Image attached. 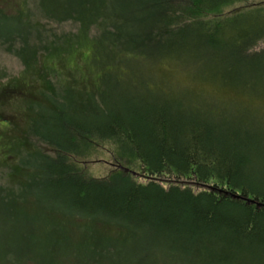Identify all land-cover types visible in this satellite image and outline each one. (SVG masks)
<instances>
[{"label":"trees","instance_id":"16d2710c","mask_svg":"<svg viewBox=\"0 0 264 264\" xmlns=\"http://www.w3.org/2000/svg\"><path fill=\"white\" fill-rule=\"evenodd\" d=\"M253 1L0 7V45L25 69L0 86V108L17 114L0 123L20 134L0 135L6 264H52L41 252L61 240L67 264H264V206L231 197L264 205V182L244 170L250 151L264 156V29L239 25L264 5ZM30 28L33 47L12 50ZM101 155L114 169L95 178L87 163Z\"/></svg>","mask_w":264,"mask_h":264},{"label":"rangeland","instance_id":"374dc122","mask_svg":"<svg viewBox=\"0 0 264 264\" xmlns=\"http://www.w3.org/2000/svg\"><path fill=\"white\" fill-rule=\"evenodd\" d=\"M33 1V0H31ZM264 0H255L250 3H255L259 4L260 2H263ZM21 0H0V7L4 10V13L7 15H17L19 12L17 10L18 6H20ZM31 6V5H30ZM261 24L260 28L264 29V5L262 6H256L252 7L248 10L247 13L243 14L242 18L239 20V25L242 27L243 24H246V26L253 25V24ZM48 25V24H47ZM11 26L10 21L3 20L0 23V34L5 36L6 34V29ZM49 29H53L52 31L50 30L49 32L52 34L53 32L58 36L62 35L63 33H67L70 31H74L75 28L71 25L65 24L63 26L57 27V26H49ZM20 33H22L21 28ZM18 33V32H17ZM17 34H15L16 36ZM24 37L27 38V41L25 42H17L13 43L14 47L12 46V50L16 49H21L23 47L25 48H32L33 47V29L30 28V30H24L23 31ZM260 49L264 48V42L259 45ZM9 45L2 44L0 45V86H4L9 80L13 78H18L24 73V64L22 63L23 61L20 59V57H17L14 53L8 52ZM14 103H7L5 106H2L0 108V112L4 113L5 116H16V111L14 110ZM2 123V122H1ZM0 123V135H2V132L4 131L6 133L5 138H9L14 135H20L16 134L17 132H9L6 131L4 128V123ZM20 131V129H19ZM25 131V129H24ZM20 133V132H19ZM22 134V133H21ZM262 141V142H261ZM259 140L260 143V152L264 153V139ZM258 142V140H257ZM258 145V144H254ZM2 147H0V150ZM258 153L254 152H249L245 156V174L251 177H258L257 180H261L264 182V178H262L260 174L261 171H259V163L264 162V156ZM8 165V164H6ZM263 166V164H261ZM7 168V167H4ZM87 168L89 169L90 174L95 177V178H102L105 177L111 170L114 169V164H112L111 158L109 156H96V158H92L90 161L87 163ZM134 169V168H133ZM122 171V170H121ZM139 171V170H136ZM124 172V171H123ZM8 175L7 169L2 170L0 169V187H3L6 185V178ZM253 175V176H252ZM260 177H259V176ZM248 177V178H251ZM142 181V180H140ZM248 203V202H247ZM48 225V223H46ZM223 233V231H222ZM221 233V234H222ZM42 236L45 238H51L52 240L56 236H61V238L67 236L65 232L62 233V231H58L56 236L54 232H51L50 234L44 233ZM79 238L77 236L73 237L74 241H80L78 240ZM8 243L5 240H1L0 238V264H6L12 261H15L13 255H8L6 254V249H7ZM58 251L55 253H46L48 252V249H45V252H41V256L44 257L45 263L50 262L52 264H67V258L66 254L69 252L68 251V246L65 244L64 240L59 241L58 243Z\"/></svg>","mask_w":264,"mask_h":264},{"label":"water","instance_id":"95a60500","mask_svg":"<svg viewBox=\"0 0 264 264\" xmlns=\"http://www.w3.org/2000/svg\"><path fill=\"white\" fill-rule=\"evenodd\" d=\"M119 169L122 170V171H124L125 173L131 174V175H133V176H137V173H136V172H134V171H132V170H130V169H128V168H125V167H123V166H119ZM204 188H206V189H208V190H210V191H215V192L222 193L221 191H218L217 189H215L214 187H211V186H204ZM231 197H232L233 199L243 200V201H245V202H248L249 204H255V205H257L259 208H261V207L264 206V205L259 204V203L256 202V201L249 200L248 198H243V197L240 196V195H231Z\"/></svg>","mask_w":264,"mask_h":264}]
</instances>
